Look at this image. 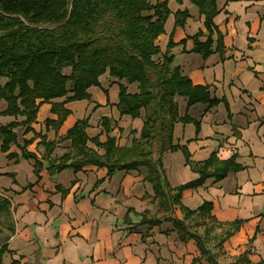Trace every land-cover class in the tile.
<instances>
[{
	"label": "crops",
	"instance_id": "obj_1",
	"mask_svg": "<svg viewBox=\"0 0 264 264\" xmlns=\"http://www.w3.org/2000/svg\"><path fill=\"white\" fill-rule=\"evenodd\" d=\"M157 1L162 0L154 3ZM217 4L219 13L212 33L214 51L210 56L193 51L192 36L202 31L200 39L206 41L209 32L204 15L189 0L169 1L171 14L157 44L163 52L166 50L175 27L174 13L188 9L190 17L185 26L174 30L173 64L194 84L210 86L212 94L226 99L228 107L224 100L210 108L203 103L189 107L186 97L176 96L179 115H188L201 124L198 131L194 122H177L174 142L186 146L194 161L206 160L213 151L220 159L237 153V161L245 168L218 182L210 178L199 187L185 189L182 202L196 209L209 200L218 220H245L241 229L224 242L225 253L218 257L219 264H228L245 251L253 264H260L264 262V0H217ZM219 34L224 44L222 52L216 50ZM100 82V86L89 88L90 100L65 103L71 112L58 130L47 126L46 119H57L51 111L52 102H62L64 98L51 102L39 99L33 130L25 133L23 127H18L19 133L16 128L21 143L32 140L27 149L37 153L44 165L39 175L34 172L33 160L8 157L10 153L21 155L18 145L3 152L0 142V194L12 203L15 229L6 241L9 251L3 255V263L210 264L200 259L195 239L182 241L171 221L141 227L140 231L129 229L141 220L145 210L153 214L158 211L157 202L152 201L153 186L145 180L144 169L120 170L112 176H108L105 167L95 165L79 171L48 169L47 160L42 157L45 149L35 133L57 140L78 119L89 117V136L99 135L105 141L103 116L111 118L117 137L123 134L118 141L121 145L131 143V129L141 130L143 117L121 116L117 109L120 84L134 93L139 89L138 83L118 80L109 73L102 75ZM12 120L13 116H0V125ZM69 150L70 142L63 141L57 144L53 156L57 151ZM164 167L172 187L199 176L186 163L181 149L165 154ZM172 216L183 218V212L175 207ZM220 233L218 229L215 235ZM213 246L214 243L209 245L217 253Z\"/></svg>",
	"mask_w": 264,
	"mask_h": 264
},
{
	"label": "trees",
	"instance_id": "obj_2",
	"mask_svg": "<svg viewBox=\"0 0 264 264\" xmlns=\"http://www.w3.org/2000/svg\"><path fill=\"white\" fill-rule=\"evenodd\" d=\"M169 1L0 0V80L5 79L0 85V100L6 104L4 109H0V116L14 117V120L0 125L1 150L7 152L12 145H18L21 155L10 153L8 157L33 160L34 172L39 175L44 165L37 153L27 149L32 140L24 139L21 143L16 132L18 127H23L25 133L33 130L41 104L39 99L51 102L64 98L62 102H52L51 111L57 114V119H46L47 126L58 130L71 112L65 103L90 100L89 88L100 86V78L105 73L130 84L138 83L139 89L134 93L124 84L119 87V114L133 119L143 117L141 130L129 131L133 135L129 145L118 143L113 122L107 116H103L101 121L106 140L102 141L99 135L89 136L90 118L85 117L78 119L57 140H48L46 135L35 133V137H40L39 145L45 149L42 157L52 172L67 168L79 171L95 165L105 167L108 176H112L120 170L144 169L145 180L153 186L152 201L157 202L158 211L153 214L145 210L141 220L129 229L140 231L143 226L151 228L163 221H171L182 241L195 239L200 259L219 264L218 257L225 253L224 242L241 229L245 220L220 221L212 213V201L206 200L198 208L191 209L183 204L182 194L185 189L203 185L207 179L218 182L245 167L237 161V153L228 159H220L213 151L206 160H191L188 148L174 142L177 122H194L198 131L201 124L200 120L188 115H179L176 96L186 97L189 107L203 103L210 108L222 100L228 107V102L214 96L210 86L194 84L179 66L173 64L174 30L185 26L190 17L188 9L174 13L175 27L166 50L163 52L157 44L171 14ZM189 2L204 15V24L209 32L206 41L200 39L202 31L192 36L193 51L208 57L214 51L212 33L214 18L219 13L217 0ZM216 50H224L220 34ZM68 68L69 74L65 72ZM20 117L24 119L19 120ZM63 141L70 142V150L61 156H53L57 144ZM179 149L183 151L186 163L199 176L172 187L167 179L164 156ZM11 205V201L0 194V215L13 217ZM175 207L183 212V218L172 216ZM130 211L131 208L128 213ZM194 220L202 232L193 229L191 223ZM218 229L221 233L217 236L215 232ZM14 231L12 222L10 233ZM9 237L0 242V264H22L19 260L3 263V255L9 251L6 242ZM213 243L217 253L209 247ZM228 264L253 263L245 251Z\"/></svg>",
	"mask_w": 264,
	"mask_h": 264
},
{
	"label": "rangeland",
	"instance_id": "obj_3",
	"mask_svg": "<svg viewBox=\"0 0 264 264\" xmlns=\"http://www.w3.org/2000/svg\"><path fill=\"white\" fill-rule=\"evenodd\" d=\"M151 1L154 2L155 0H151ZM65 72L69 74L70 68L66 69ZM4 82H5V79H1L0 85L3 84ZM5 106H6L5 102L3 100H0V109L4 108ZM20 119H23V118L20 117ZM18 131L19 133H21L20 128H18ZM121 137H123V134H120L119 137H117V140L119 141ZM63 153H65V151H59V152L57 151L56 156L62 155ZM12 221H13L12 216L7 215V214L0 215V242H4L6 240V237L10 235V226L12 224ZM191 224H193V229H195L196 231L202 232L203 229L199 227L198 222L194 220ZM143 228H145V226H143ZM213 248L216 249L215 246H213ZM225 258L228 259L229 257H225ZM226 263H229V262L227 261Z\"/></svg>",
	"mask_w": 264,
	"mask_h": 264
}]
</instances>
